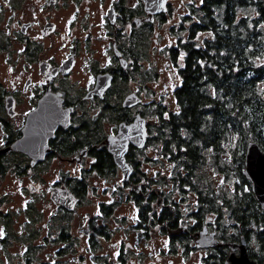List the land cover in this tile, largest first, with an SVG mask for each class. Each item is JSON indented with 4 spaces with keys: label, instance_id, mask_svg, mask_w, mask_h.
<instances>
[{
    "label": "flooded vegetation",
    "instance_id": "af4514ba",
    "mask_svg": "<svg viewBox=\"0 0 264 264\" xmlns=\"http://www.w3.org/2000/svg\"><path fill=\"white\" fill-rule=\"evenodd\" d=\"M224 3L0 0V251L12 240L6 236L14 237L15 223L24 225L37 210L42 245H56L49 251L52 259L40 262L264 264L258 235H264V208L244 173L248 143L244 153L236 137L217 150L191 152L192 145L185 144L182 151L168 142L171 129L163 127L170 135H160L158 121L141 109L143 98H166L175 83L163 82L165 92L158 88L160 47L178 79L181 61L175 53L181 41L188 40L193 23L204 20L205 6ZM236 13L253 22L255 0H243ZM163 40L168 42L162 45ZM126 98L139 102L127 105ZM149 106L159 120L175 109L155 99ZM139 117L146 119L144 146L119 143L122 126ZM112 149L120 150L119 156L125 150L127 166ZM224 152L230 161H223ZM50 164H56L58 175L46 187ZM209 165L225 173L226 181L233 174L235 187L223 189V179L219 192L204 186L213 184ZM16 185L27 198L20 208L8 206ZM42 194L54 208L43 223ZM91 196L97 197L94 212L86 222H72L71 214L86 199L91 204ZM65 198L74 206H66ZM24 254L22 264H27Z\"/></svg>",
    "mask_w": 264,
    "mask_h": 264
},
{
    "label": "trees",
    "instance_id": "16d2710c",
    "mask_svg": "<svg viewBox=\"0 0 264 264\" xmlns=\"http://www.w3.org/2000/svg\"><path fill=\"white\" fill-rule=\"evenodd\" d=\"M224 1L228 4L202 9L204 20L192 24L188 40L175 53L181 82L174 91L176 109L164 127L172 131L168 142L182 151L185 144L194 145L191 152L210 146L217 150L234 137L240 153L251 140L264 149V0H255L253 22L237 17L243 0ZM163 112L160 108L159 115ZM258 235L264 253V235ZM29 251L27 264H54L35 262Z\"/></svg>",
    "mask_w": 264,
    "mask_h": 264
},
{
    "label": "rangeland",
    "instance_id": "374dc122",
    "mask_svg": "<svg viewBox=\"0 0 264 264\" xmlns=\"http://www.w3.org/2000/svg\"><path fill=\"white\" fill-rule=\"evenodd\" d=\"M177 25V24H175ZM167 43V40H163L162 41V45H164V43ZM165 54L162 50V48L160 47V51H159V59L157 61V65L156 67H158V70L160 71V80L158 83V88L161 92H165V89L163 88V82L165 81H175V83L172 85L171 87V93L166 96V98H143L144 99V103L145 105L141 106V109L150 117L153 118V122L157 123L158 121V125L159 126V134L164 137H168L169 132L166 131V129H164V124L161 123V120H164L162 118H157L156 116L152 115V111H153V106H149V104L151 103L152 99H155V101L159 102L160 104H164L167 107H173L175 106L176 109V104H175V98L173 97V93L175 91V86L177 84H180L181 82V76L180 73L178 71V79L177 76H175L174 71L172 69H169L167 67L166 64V60L164 55ZM161 69H163V74L161 73ZM166 75V76H165ZM178 80V81H177ZM150 153L153 155L155 152L150 151ZM207 154V151H206ZM223 161H230L229 159L224 160L226 158V153L224 152L223 154ZM214 156V155H213ZM145 155H141V158H145ZM215 159V156H214ZM159 160L162 161L163 163L166 161L165 159H162L161 156H159ZM221 162V165H224V162ZM231 163V162H230ZM231 165V164H230ZM235 161L233 162V168H235ZM149 167V164L146 165ZM232 166V165H231ZM237 166V165H236ZM56 164H50L46 170V175H45V186L47 187L48 185H51L52 182L54 181L55 177L58 175V173L55 171L56 169ZM63 168L65 169H72V166H67V165H63ZM66 170V171H67ZM204 169H202L201 171H203ZM206 172L208 173L209 178L211 179V181L213 182V184L210 186L208 181L207 182H203V185L208 187V188H212V191H218L219 192V187L220 185V180H224L223 183V189L227 188V187H232V184L235 187L236 181L237 179L233 176V174H229V177H232L229 181H226L225 178V173L220 174V171L218 169V167L216 168L215 165L211 166L209 165L206 169ZM167 176L169 175L168 173H165ZM201 174L206 175L205 172H201ZM205 180H207V176H203ZM16 188V195L15 198L13 199L12 202H10L8 204V206L11 203H14L16 208H20L23 205V202L27 199L24 195V193L22 192V190L20 189L19 186H15ZM166 190H169L171 187L170 186H165ZM93 201L91 204H89V200L86 199L84 204L76 211L75 214H71L70 218L72 219V222H86V219L89 218L90 213L94 212V210L96 209V201H97V197L96 196H91ZM37 208V206H36ZM54 212V208H51V205L49 203V199L45 198L42 194V223L45 220V218H48V216H50L51 213ZM37 210H34V213L31 214L29 220H25L24 221V225H18L17 223H15V228L17 231H15L14 237L12 238H7L6 239H12L6 246L1 247L3 250L0 251V264H22V254H24L25 250L31 249L33 252L32 254L34 255V258L36 259V261H43V260H51L52 259V255L49 252L50 250H53L54 248H56L55 244H52L51 246L45 248L42 245V231H39V224H38V219H37ZM52 215V219H53ZM16 218L18 219V216H16ZM20 220H18L19 222H23V215L21 214L19 217ZM30 221H34L35 223H37L38 225L35 224H31L29 225ZM62 220L59 219V222H61ZM2 222H6L4 219H2ZM63 223H66L65 221H63ZM2 224L0 223V239L2 236ZM9 230V227H7Z\"/></svg>",
    "mask_w": 264,
    "mask_h": 264
},
{
    "label": "water",
    "instance_id": "95a60500",
    "mask_svg": "<svg viewBox=\"0 0 264 264\" xmlns=\"http://www.w3.org/2000/svg\"><path fill=\"white\" fill-rule=\"evenodd\" d=\"M139 102V98H126L125 104L127 105H134ZM39 111V108L35 111L36 113ZM121 132L116 139L120 142L128 143L130 140L133 143L137 144L138 146H144L147 139V127H146V119L143 117H139L136 123L132 124L131 126H122ZM128 128H132V131H128ZM113 143V140H112ZM112 151L116 152V159L119 161L121 160L120 164H126L124 153L125 150L119 156V151L117 149H112ZM37 154V153H35ZM37 156V155H34ZM36 161V160H35ZM246 169L244 171L245 175L252 181L253 189L256 193L257 199L260 201L262 207L264 208V151L261 149L260 144L256 141H249L247 147V154H246ZM127 166V164H126ZM56 194H54V200L57 201ZM68 202L65 204L66 206L72 207L74 206L73 203L70 204L68 198L64 199ZM246 259L249 261L247 255L245 256ZM244 257V258H245ZM249 264H257L256 262L249 261Z\"/></svg>",
    "mask_w": 264,
    "mask_h": 264
},
{
    "label": "bare ground",
    "instance_id": "6f19581e",
    "mask_svg": "<svg viewBox=\"0 0 264 264\" xmlns=\"http://www.w3.org/2000/svg\"><path fill=\"white\" fill-rule=\"evenodd\" d=\"M41 111V109H39V111L37 112V113H35V114H38L39 112ZM126 129L127 128H125V131H126ZM128 131L130 132V131H132V128H128ZM37 150V149H36ZM33 155H35V153L34 152H31ZM65 204H68V202L67 201H63ZM69 205V204H68Z\"/></svg>",
    "mask_w": 264,
    "mask_h": 264
}]
</instances>
